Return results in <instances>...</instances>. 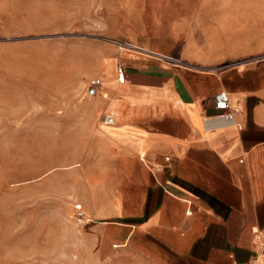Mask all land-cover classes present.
Returning a JSON list of instances; mask_svg holds the SVG:
<instances>
[{"label":"crops","instance_id":"obj_1","mask_svg":"<svg viewBox=\"0 0 264 264\" xmlns=\"http://www.w3.org/2000/svg\"><path fill=\"white\" fill-rule=\"evenodd\" d=\"M262 2L150 0L135 49L101 53L92 142L114 169L80 201L109 264H247L264 241ZM219 90L235 124L206 123Z\"/></svg>","mask_w":264,"mask_h":264},{"label":"rangeland","instance_id":"obj_2","mask_svg":"<svg viewBox=\"0 0 264 264\" xmlns=\"http://www.w3.org/2000/svg\"><path fill=\"white\" fill-rule=\"evenodd\" d=\"M146 5L0 0V264H109L74 209L85 213L80 198L114 169L96 158L91 128L101 116L85 91L112 67L101 53L117 41L136 47L121 32Z\"/></svg>","mask_w":264,"mask_h":264},{"label":"built area","instance_id":"obj_3","mask_svg":"<svg viewBox=\"0 0 264 264\" xmlns=\"http://www.w3.org/2000/svg\"><path fill=\"white\" fill-rule=\"evenodd\" d=\"M116 47L119 51L132 50L134 48L124 41H117ZM116 70L121 72V64H117ZM103 86L104 82L100 77H93L87 83L85 95L90 98L95 97L101 90H103ZM212 106L214 113L206 119V123L209 126L235 124V114L239 111V108L232 104L226 91L219 90L214 94ZM102 122L109 125L114 123V120L111 115H105ZM165 160H168L167 156L165 157ZM74 209L76 211L78 224L85 223V213L81 206L77 204L74 206ZM189 213L190 212L188 211L187 214ZM247 264H264V241L260 243L258 250L248 260Z\"/></svg>","mask_w":264,"mask_h":264},{"label":"bare ground","instance_id":"obj_4","mask_svg":"<svg viewBox=\"0 0 264 264\" xmlns=\"http://www.w3.org/2000/svg\"><path fill=\"white\" fill-rule=\"evenodd\" d=\"M101 122V121H100ZM102 125V124H101ZM102 126H104V125H102Z\"/></svg>","mask_w":264,"mask_h":264}]
</instances>
